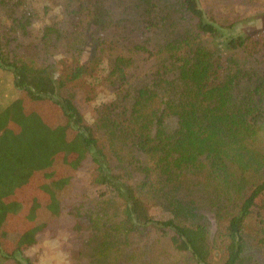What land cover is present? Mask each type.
Returning <instances> with one entry per match:
<instances>
[{
	"label": "trees",
	"instance_id": "obj_1",
	"mask_svg": "<svg viewBox=\"0 0 264 264\" xmlns=\"http://www.w3.org/2000/svg\"><path fill=\"white\" fill-rule=\"evenodd\" d=\"M61 5L70 30L44 32L46 49L65 39L57 61L32 45L16 55L0 33V66L30 102L0 107L2 256L59 215L88 153L96 197L75 206L88 264H264V25L238 30L245 17L200 0ZM82 84L105 97L91 122ZM25 220L24 244L5 249Z\"/></svg>",
	"mask_w": 264,
	"mask_h": 264
},
{
	"label": "rangeland",
	"instance_id": "obj_2",
	"mask_svg": "<svg viewBox=\"0 0 264 264\" xmlns=\"http://www.w3.org/2000/svg\"><path fill=\"white\" fill-rule=\"evenodd\" d=\"M200 1L206 10L213 13H225L231 8L241 18L245 17L237 23L238 30L251 33L264 25V11L257 3L240 0ZM61 4L62 0H0V33L11 37L10 45L16 55L25 56V50L28 49L26 46L32 45L34 50L39 51L41 61L42 59L47 62L58 60L64 49L65 39H60L55 45L46 49L44 32L49 26L60 32L70 30L72 21ZM25 14L31 17L27 24H25ZM87 54L86 50L83 58ZM89 88V85L82 84L79 88L73 87L72 91L75 90L76 103L84 117L88 122H91L94 108L104 102L105 97L103 93H100L96 98L89 100L86 94V90ZM17 99L25 100L27 106L28 103L30 104L21 90L14 85L13 73L6 67L0 66V107H5ZM64 168L65 166L62 167V169ZM92 169L91 155L83 153L79 165L71 172L73 175L70 179L72 182L71 192L60 201L59 215L51 222H49L50 219H43L45 226L35 233V241L23 247L18 256L7 259L0 253V264H88L89 233L77 223L75 206L85 196H88L89 199L96 197L95 190L89 183ZM37 184L38 179L35 177L30 184L25 185V194L38 191ZM26 222L28 221L25 220V225L22 226L14 225L8 235L6 234V241L3 242L5 249L24 244V231L31 227ZM39 227L40 224L34 226V232ZM28 234L29 232L26 234L27 237Z\"/></svg>",
	"mask_w": 264,
	"mask_h": 264
}]
</instances>
